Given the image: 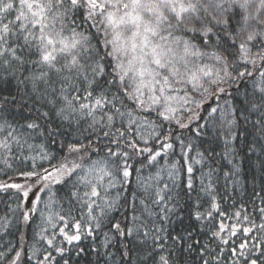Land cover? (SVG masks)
Segmentation results:
<instances>
[{
	"label": "snow or ice",
	"instance_id": "snow-or-ice-1",
	"mask_svg": "<svg viewBox=\"0 0 264 264\" xmlns=\"http://www.w3.org/2000/svg\"><path fill=\"white\" fill-rule=\"evenodd\" d=\"M0 264H264V0H0Z\"/></svg>",
	"mask_w": 264,
	"mask_h": 264
}]
</instances>
